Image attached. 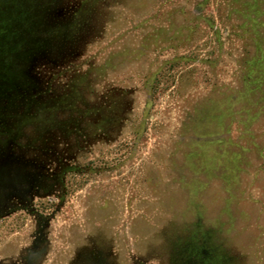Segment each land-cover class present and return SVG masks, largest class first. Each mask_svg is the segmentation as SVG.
Wrapping results in <instances>:
<instances>
[{
	"label": "rangeland",
	"instance_id": "1",
	"mask_svg": "<svg viewBox=\"0 0 264 264\" xmlns=\"http://www.w3.org/2000/svg\"><path fill=\"white\" fill-rule=\"evenodd\" d=\"M38 2L30 59L0 22V170L42 176L0 259L264 264V0Z\"/></svg>",
	"mask_w": 264,
	"mask_h": 264
},
{
	"label": "flooded vegetation",
	"instance_id": "2",
	"mask_svg": "<svg viewBox=\"0 0 264 264\" xmlns=\"http://www.w3.org/2000/svg\"><path fill=\"white\" fill-rule=\"evenodd\" d=\"M1 1V0H0ZM3 2L2 5V12L0 9V22L1 21H7L8 14H7V6L5 5L6 0H2ZM9 23V22H8ZM7 23V25H9ZM121 99L116 98L115 99V106L114 109L116 108V113H114V110L112 109L111 115L108 114L106 117L103 115V131L110 129L111 125L115 122L118 121V119L121 117V112H120V107H121ZM29 125L32 124H27V129H29ZM25 127V128H26ZM38 137V135H37ZM41 171L36 169L32 173H27L24 176L22 175H17V172L15 171H10L9 168L7 167L5 170H0V218L3 216L9 215L11 213L12 209H16L24 205L25 207L27 204L29 205L31 202H33L35 199L32 198L31 196L34 195L33 190L35 187H37L41 183ZM3 179V180H2ZM37 216V228L35 230L34 236H33V242H32V248L34 249L35 247L38 248L39 243L41 241L40 235L42 234V226L40 225L41 221L39 220V216L41 215L37 212L34 213ZM1 254V253H0ZM29 256V263L23 262L20 263L19 261L17 264H33L35 261H37V264H42L44 262V258H42L41 253H36L30 251L28 254ZM34 258L36 259L35 261ZM0 264H13V263H6L4 262L3 259H0ZM36 264V263H34Z\"/></svg>",
	"mask_w": 264,
	"mask_h": 264
},
{
	"label": "trees",
	"instance_id": "3",
	"mask_svg": "<svg viewBox=\"0 0 264 264\" xmlns=\"http://www.w3.org/2000/svg\"><path fill=\"white\" fill-rule=\"evenodd\" d=\"M1 1L0 9L2 12L3 2ZM5 3L7 6L8 18H10L8 19V26L10 27H8L9 29H5L7 46L10 48L8 50L9 54L13 57L22 56L25 58L28 57L30 59L32 57L31 55L35 53L37 51L36 49H38L40 46L38 43V38L42 35L41 32H38L36 28L42 25L41 23L43 17H41V15L38 16L37 11L40 7H43V4L42 2L36 3L34 5L35 12L30 13V10H26L27 7L31 6L30 4L27 5L28 0H6ZM17 23H22L24 25L16 26Z\"/></svg>",
	"mask_w": 264,
	"mask_h": 264
}]
</instances>
